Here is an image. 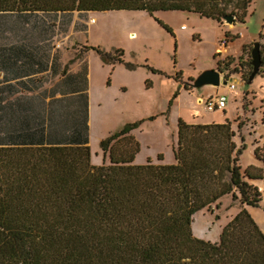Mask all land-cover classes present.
<instances>
[{"label":"trees","instance_id":"16d2710c","mask_svg":"<svg viewBox=\"0 0 264 264\" xmlns=\"http://www.w3.org/2000/svg\"><path fill=\"white\" fill-rule=\"evenodd\" d=\"M250 2L0 0V60L37 58L22 38L31 32L27 26H46L52 14L79 11L88 18L89 11L142 9L175 35L158 11L192 10L222 22L228 13L244 19ZM75 27L88 29L86 23ZM226 35L234 39L239 33ZM99 52L107 62L122 60L118 53ZM87 73L85 63L82 90L49 101L17 95L20 88H33L26 81L0 78V264H264V229L247 206L217 241L193 229L195 213L226 194L260 204L262 192L254 181L264 183V143L255 148L261 164L243 169L238 163L243 149L230 120L180 118L176 162L136 163L141 142L133 130L139 119L102 140L110 163H94Z\"/></svg>","mask_w":264,"mask_h":264},{"label":"rangeland","instance_id":"374dc122","mask_svg":"<svg viewBox=\"0 0 264 264\" xmlns=\"http://www.w3.org/2000/svg\"><path fill=\"white\" fill-rule=\"evenodd\" d=\"M156 15L178 30V38L176 33L174 36L166 29L164 31L158 19L146 10L105 11L96 15L98 21L94 25L97 27L94 29L93 43L101 44L104 48L123 44L128 60L157 62L171 76L159 73L152 77L153 85L149 87L145 83L150 73L147 67L141 68L145 74L139 70L127 76L120 69L115 75L116 79L107 87V69L103 67L97 51L92 54V161L98 164L104 160L99 138L102 132L144 118L135 130L141 142L135 162L144 163L149 155H153L156 161L174 163L179 120L184 118L193 122L230 120L238 147L243 149L238 163L243 169L250 163L261 164L255 148L264 143V61L253 80H246L244 76L254 70L251 59L257 40L261 41L264 55V0H251L244 19L236 18L234 23H228L224 18L221 22L192 10H161ZM107 25L116 26L114 31L117 33L109 32ZM120 27L134 29L133 33L136 31L138 34L125 37L126 31L123 30L121 35ZM227 31L239 35L234 39L230 36L231 55L225 64H220L217 51H213L216 41L219 43ZM175 44L177 52L174 57ZM78 46L80 48L72 51L71 60H74L77 51H85L83 45ZM175 59L177 64L174 63ZM207 68L221 70L223 79H227L228 83L194 87L196 77ZM178 70L182 71L177 76ZM125 81H129L127 91L122 87ZM186 82L190 88H186ZM231 83H235L236 87L231 89ZM219 94H227V107L209 110L201 98L208 99L211 95ZM159 153L163 154L162 160ZM106 161L110 163L109 156ZM254 182L260 185L262 192L259 205H247L239 193L238 198L233 193L226 194L211 207L197 212L193 221L195 234L208 240H219L223 227L243 206L250 209L264 229V183L262 180Z\"/></svg>","mask_w":264,"mask_h":264},{"label":"crops","instance_id":"0c3cea01","mask_svg":"<svg viewBox=\"0 0 264 264\" xmlns=\"http://www.w3.org/2000/svg\"><path fill=\"white\" fill-rule=\"evenodd\" d=\"M124 10L126 9L109 10L108 12L115 11L116 13H120L121 11ZM103 12L89 11L88 18L82 17L79 14V11H75V13L72 16L69 15L68 13L52 14V17L50 18L46 17L49 23L46 26L39 24L27 26L26 30H30L31 32L28 33L26 38L25 37L22 38V40L23 39L26 40V42L30 47L34 48L39 58L37 57L34 60H0V78H3L6 81L14 82V83L19 81H26L29 86H33L32 89L22 90L20 88V90L17 92V95L25 94V95H33L35 97L40 96L46 98L47 101H49L52 97H64V96L75 95L77 92L82 90V88L85 85L83 70H85V63H87L90 144L92 143V138H93V122H92L91 113H92V92H93V78H94V60H91V56L95 51H97V54L100 55L99 49H103L111 53H118L119 57L122 58V60L119 59L113 62H107L100 55L102 59L100 61L103 67H106L107 69V84H106L107 87H109V85L112 84V81L116 79L115 75L118 73L120 69L127 76V74L132 75L131 72L138 73L139 70L145 69V67H147L148 70L150 71V73L147 72L148 73L147 75L149 76L147 77V79H150L152 81V84L149 85V87L153 85L152 77H155L157 74L162 73L171 76V74H168V71L162 69V66L157 62L156 63L149 62L148 59L144 62L128 60L127 50L125 49L123 44H115L112 45L111 47L104 48L103 45L101 44L93 43V34L95 33L94 29L97 27V26L95 27L94 25L98 21V17L96 15ZM91 18H95L96 20L92 21L90 20ZM76 23H81V24L86 23L88 25V29L87 30L78 29L75 27ZM158 23L162 28L164 27L160 22ZM107 26L109 32H111L112 30L113 34L117 33L114 31L116 26L113 25L112 26L107 25ZM165 29L166 28L164 27L163 30L165 31ZM123 30L126 31L124 35L125 37H128L132 34H138V32L136 33V31H134L133 33L134 29L126 30L125 27H122L120 29L121 35L123 33ZM174 31L177 34V38H178V30L174 29ZM76 44L83 45L85 47V51L83 53L82 51H77V55L75 57L73 56L74 60H71L72 51L75 50L77 47L80 48V46L78 45L75 46ZM215 45L216 48H214L213 52L217 51L218 40L216 41ZM118 48H122L123 51L120 50L118 52H115ZM174 51H175L174 53L175 54L174 57H175L177 52L176 44ZM127 62L135 63L136 66L129 67L127 65ZM174 63L177 64L176 59L174 60ZM181 71L178 70L176 75L178 76L179 72ZM147 79L145 81L146 84H147ZM124 80H128V79H124ZM128 86H129V81H125L122 84V87L126 91L128 90ZM233 113L235 114V110ZM142 120H144V118H142ZM217 120H220V122H224L227 119L226 120L217 119ZM188 121L193 122L190 121V119H188ZM124 125L117 128L114 127L110 130L108 129L107 131L102 132V134L99 137L101 139L100 143L104 138H106L116 130L122 128ZM135 130L136 129L133 130L134 133ZM107 157L105 159V153H104L103 162L107 160ZM149 158H151L154 162H163L160 160L156 161L153 155H149L147 161Z\"/></svg>","mask_w":264,"mask_h":264},{"label":"water","instance_id":"95a60500","mask_svg":"<svg viewBox=\"0 0 264 264\" xmlns=\"http://www.w3.org/2000/svg\"><path fill=\"white\" fill-rule=\"evenodd\" d=\"M224 19L228 23H234L236 20V15L228 13L224 16ZM261 41L257 40L255 42V47L252 50V63L254 65V70L251 73L250 80H253L256 74L259 72L263 63V53L261 48ZM222 83L227 84L228 80L223 79V72L217 68H207L204 69L193 82L194 87L199 88L207 84H212L219 86Z\"/></svg>","mask_w":264,"mask_h":264},{"label":"built area","instance_id":"2783aa9c","mask_svg":"<svg viewBox=\"0 0 264 264\" xmlns=\"http://www.w3.org/2000/svg\"><path fill=\"white\" fill-rule=\"evenodd\" d=\"M92 21H95V18H91ZM230 36H223L219 40V48L217 49V56L219 59V62L222 64H225V62L228 61L230 55H231V47H230ZM235 83L230 84V88H235ZM204 103L206 104V107L209 110H216V109H224L228 105V96L227 94H219V95H211L208 99L201 98Z\"/></svg>","mask_w":264,"mask_h":264},{"label":"bare ground","instance_id":"6f19581e","mask_svg":"<svg viewBox=\"0 0 264 264\" xmlns=\"http://www.w3.org/2000/svg\"><path fill=\"white\" fill-rule=\"evenodd\" d=\"M184 27H185V26H184ZM196 215H197V213H195V217H197Z\"/></svg>","mask_w":264,"mask_h":264}]
</instances>
